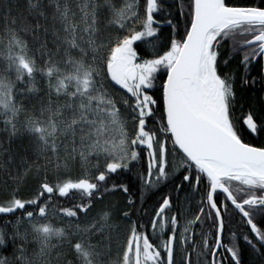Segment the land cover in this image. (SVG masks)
Listing matches in <instances>:
<instances>
[{
	"label": "snow or ice",
	"instance_id": "1",
	"mask_svg": "<svg viewBox=\"0 0 264 264\" xmlns=\"http://www.w3.org/2000/svg\"><path fill=\"white\" fill-rule=\"evenodd\" d=\"M259 82L264 0H0V264H264Z\"/></svg>",
	"mask_w": 264,
	"mask_h": 264
},
{
	"label": "trees",
	"instance_id": "2",
	"mask_svg": "<svg viewBox=\"0 0 264 264\" xmlns=\"http://www.w3.org/2000/svg\"><path fill=\"white\" fill-rule=\"evenodd\" d=\"M237 3H243L244 0H235ZM236 61H233V68H235ZM260 66L259 65H254L252 67L250 75L255 77L257 81H260ZM239 91V89H238ZM245 97L248 98L249 102L253 105V107H259V104L261 103L262 100H264V82H259L256 84L255 89H245L242 93ZM247 110V106L246 109ZM258 143V141H255ZM146 170V165L145 169H137V171H145ZM122 179H125L130 187L132 188L133 191H137L140 187V180L138 179L137 175L134 173L131 174H125ZM159 198V193L152 195V194H146V206L151 209L153 205L155 204L156 200ZM231 229L235 231L237 229V224L236 222H233L231 225ZM226 235H227V230H226ZM244 264H249L250 257L245 252L243 256Z\"/></svg>",
	"mask_w": 264,
	"mask_h": 264
},
{
	"label": "flooded vegetation",
	"instance_id": "3",
	"mask_svg": "<svg viewBox=\"0 0 264 264\" xmlns=\"http://www.w3.org/2000/svg\"><path fill=\"white\" fill-rule=\"evenodd\" d=\"M225 264H227V262H225Z\"/></svg>",
	"mask_w": 264,
	"mask_h": 264
}]
</instances>
